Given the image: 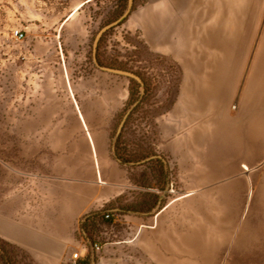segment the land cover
Masks as SVG:
<instances>
[{"label": "crops", "instance_id": "obj_1", "mask_svg": "<svg viewBox=\"0 0 264 264\" xmlns=\"http://www.w3.org/2000/svg\"><path fill=\"white\" fill-rule=\"evenodd\" d=\"M159 1L165 9L153 5L139 16L144 40L182 72L172 108L156 119L159 156L126 167L110 153L121 90L117 81H102L125 77L97 68L92 58L66 57L70 66L61 75L70 108L47 106L41 126L51 156L44 154L38 173H20L0 199V241L35 264H69L75 252L98 264L89 244L96 240L101 264H210L215 210L230 209V178L249 172L243 162L264 160V16L255 35L245 20L232 25L229 10L191 11L182 24L175 2ZM74 73L82 81L72 86ZM151 161L163 166L158 176ZM141 174L156 179L140 187L134 177Z\"/></svg>", "mask_w": 264, "mask_h": 264}, {"label": "rangeland", "instance_id": "obj_2", "mask_svg": "<svg viewBox=\"0 0 264 264\" xmlns=\"http://www.w3.org/2000/svg\"><path fill=\"white\" fill-rule=\"evenodd\" d=\"M167 1L177 5L175 15L182 24L186 23L184 18L190 20L186 14L191 11L213 9L222 16L229 10L232 25L245 20L249 28L256 27V35L264 16V0ZM126 4L127 0H0V199L14 190L20 173H38L45 168L44 154L51 156L42 142L47 134L41 126L46 124L47 106L66 111L70 108L68 86L61 75V67L70 66L66 57L93 60L91 48L96 34L116 21ZM163 4L159 0H134L130 16L101 36L96 52L101 66L132 72L144 82L141 97L140 86L133 87L126 78L107 77L102 81L107 85L117 81L120 86L122 109L113 120L108 142L110 153L126 167L159 156L156 119L170 110L160 116L153 114L165 104L172 82L181 72L170 56L151 51L144 40L139 16L153 5L165 9ZM15 30L22 32V40H15ZM252 35L246 34L248 43L254 39ZM69 77L72 86L82 81L81 74ZM137 102L114 143L123 116ZM243 163L249 172L230 178V209L215 210L210 264H264V160ZM148 168L156 170L158 176L163 166L151 161ZM142 178V174L134 177L135 185L149 187L156 179ZM167 184H171L170 179ZM172 187L174 192L175 182ZM217 188L214 200L218 201ZM137 200L141 202L142 196ZM0 264L35 263L25 251L0 242Z\"/></svg>", "mask_w": 264, "mask_h": 264}, {"label": "water", "instance_id": "obj_3", "mask_svg": "<svg viewBox=\"0 0 264 264\" xmlns=\"http://www.w3.org/2000/svg\"><path fill=\"white\" fill-rule=\"evenodd\" d=\"M132 6H133V0H127L126 8H125L123 14L116 21L112 22L111 24L106 25L105 27H103L96 34V36L94 38V41H93V45H92V55H93V61H94V63H95V65H96L97 68L136 81L139 84V86H140V96L142 97V95H144V91H145L144 90V82H143V80L138 75H136V74H134L132 72L124 71V70L103 67V66H101L98 63L97 56H96V52H97V48H98V44H99V41H100L101 36L105 32H107L108 30H110L111 28L116 27L119 24H121V22H123L128 16H130V14L132 12ZM181 78H182V74L179 71L178 77L172 82V85H171V88H170V92H169V96H168L167 101L162 106V108L159 109L158 112H156V113L153 114L154 116H160V115L168 112L172 108V106H173V104H174V102L176 100V97H177L178 88H179V84H180ZM137 104H138V102L135 103L132 106V108L129 111H127V113L122 118V120H121V122H120V124H119V126H118V128L116 130V133H115L114 143L116 142V140L118 139L119 135L121 134L122 129H123V126H124V124H125L128 116H129L130 112L132 111V109ZM113 150H114V144H113ZM131 165H133V164H131ZM89 244H90V246L92 248V243L89 242Z\"/></svg>", "mask_w": 264, "mask_h": 264}, {"label": "built area", "instance_id": "obj_4", "mask_svg": "<svg viewBox=\"0 0 264 264\" xmlns=\"http://www.w3.org/2000/svg\"><path fill=\"white\" fill-rule=\"evenodd\" d=\"M13 35H14L15 40H18V41L22 40L24 37L22 32L19 30H15ZM110 217L111 216L109 214H105L104 216L106 220L110 219ZM92 250L94 254L97 255L99 258L98 264H101L100 259L102 255V246L98 240H96L95 242H92ZM69 264H90V262L86 259H81L79 253L75 252L71 254Z\"/></svg>", "mask_w": 264, "mask_h": 264}, {"label": "trees", "instance_id": "obj_5", "mask_svg": "<svg viewBox=\"0 0 264 264\" xmlns=\"http://www.w3.org/2000/svg\"><path fill=\"white\" fill-rule=\"evenodd\" d=\"M133 4H134V0H133ZM132 11H133V6H132ZM126 79L130 82L131 85H133V87L138 88L139 84H138L136 81H134V80H132V79H129V78H126ZM134 109H135V108H134ZM127 120H128V119H127ZM127 120H126V122H127ZM126 122H125V123H126ZM124 126H125V124H124ZM124 126H123V129H124ZM123 129H122V131H123ZM95 227H96L95 223H92V224L90 225V229H91V230H94ZM82 229H83L84 231L88 232V231H89V226H88L87 224H86V225H83ZM0 242H2V241H0Z\"/></svg>", "mask_w": 264, "mask_h": 264}, {"label": "flooded vegetation", "instance_id": "obj_6", "mask_svg": "<svg viewBox=\"0 0 264 264\" xmlns=\"http://www.w3.org/2000/svg\"><path fill=\"white\" fill-rule=\"evenodd\" d=\"M98 50V49H97ZM97 61H98V63L99 64H101V61H100V59H99V56L97 55Z\"/></svg>", "mask_w": 264, "mask_h": 264}, {"label": "bare ground", "instance_id": "obj_7", "mask_svg": "<svg viewBox=\"0 0 264 264\" xmlns=\"http://www.w3.org/2000/svg\"><path fill=\"white\" fill-rule=\"evenodd\" d=\"M78 8L76 7V9L75 10H77Z\"/></svg>", "mask_w": 264, "mask_h": 264}]
</instances>
